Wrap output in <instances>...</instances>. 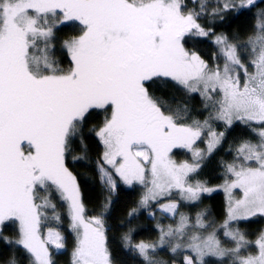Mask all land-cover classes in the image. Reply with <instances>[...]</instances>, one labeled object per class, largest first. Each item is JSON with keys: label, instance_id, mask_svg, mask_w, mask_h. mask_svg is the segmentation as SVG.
<instances>
[{"label": "snow or ice", "instance_id": "1", "mask_svg": "<svg viewBox=\"0 0 264 264\" xmlns=\"http://www.w3.org/2000/svg\"><path fill=\"white\" fill-rule=\"evenodd\" d=\"M0 264H264V0H0Z\"/></svg>", "mask_w": 264, "mask_h": 264}, {"label": "trees", "instance_id": "2", "mask_svg": "<svg viewBox=\"0 0 264 264\" xmlns=\"http://www.w3.org/2000/svg\"><path fill=\"white\" fill-rule=\"evenodd\" d=\"M206 204L210 205L215 213H220L223 204V194H214V198H208L205 201ZM258 226V225H257ZM255 227V226H254ZM152 236L151 233H145V238Z\"/></svg>", "mask_w": 264, "mask_h": 264}]
</instances>
